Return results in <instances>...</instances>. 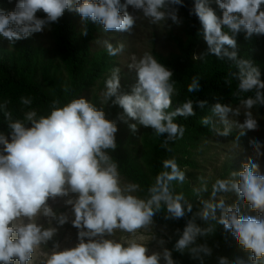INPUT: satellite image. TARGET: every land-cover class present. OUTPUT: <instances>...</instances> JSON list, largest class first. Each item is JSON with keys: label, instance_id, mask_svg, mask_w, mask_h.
<instances>
[{"label": "clouds", "instance_id": "clouds-1", "mask_svg": "<svg viewBox=\"0 0 264 264\" xmlns=\"http://www.w3.org/2000/svg\"><path fill=\"white\" fill-rule=\"evenodd\" d=\"M215 3L222 15H217L210 0H195L189 11L199 19L207 44V51L193 58L203 61L215 55L232 61L238 71H230L224 83L231 86L233 79L237 81L232 96L239 103L235 107L231 103L213 104L201 124L217 137H228L237 130L231 141L236 151L241 137L258 129L252 110L264 105L260 68L252 60L238 57L236 36L241 32L246 39L264 36V0ZM183 6L184 0H17L13 11L0 9V36L14 45L50 29L66 10L80 16L85 36L89 22L102 25L106 32H131L141 16L158 26L169 20L180 25L178 13ZM130 7L139 15L130 13ZM41 10L43 18L37 16ZM103 44L113 57L124 49L123 43L114 46L104 40ZM130 61L127 67L137 75L131 92L121 91L120 68H113L101 103L111 100L123 109L121 119L126 116L151 127L157 137H165L161 147L171 151L169 142L182 138L185 132L175 119L195 116V107L204 108L207 101L186 99L170 110L173 96L179 95L173 71L149 51L139 57L132 54ZM200 90V78L193 76L187 92ZM247 93L251 95L245 96ZM9 103L7 99L0 103L6 122V131H0V264H31L34 254L55 236L57 228L52 222L61 226L69 222L67 214L57 213L49 204L58 197H69L65 204L71 206V223L78 229L79 242L65 248L53 244L42 264H178L173 251H188L202 261L201 253L211 255V249L206 244L197 245V238L213 234L217 225L251 253L247 261L220 257L218 264H264V173L259 164L249 159L242 170L216 179L211 185L212 199L202 200L203 207L187 221L174 248L164 247L165 240L159 239L161 250L150 252L149 242L156 239L152 229L157 214L163 213L165 220H178L193 210L184 193L175 191L174 183L183 184L186 179L175 158L163 160V170L142 197L137 193L144 189L138 183H125L110 155L117 148L118 127L106 118L102 107L84 97L66 103L54 98L46 113L39 114L32 108L33 99L22 96L20 104L27 111L21 120L13 119ZM241 115L243 122L238 119ZM129 127L137 130L136 123ZM249 144L257 157L264 155L259 141L250 140ZM201 181V187L195 189L198 196L208 192L207 181ZM229 193H235L256 214L241 215L238 202L226 203ZM217 209L221 210L219 216ZM197 217L205 227L196 223ZM41 218H47V226ZM117 232L126 235L117 238Z\"/></svg>", "mask_w": 264, "mask_h": 264}, {"label": "trees", "instance_id": "trees-1", "mask_svg": "<svg viewBox=\"0 0 264 264\" xmlns=\"http://www.w3.org/2000/svg\"><path fill=\"white\" fill-rule=\"evenodd\" d=\"M17 0H0V9L6 12ZM123 2V0H122ZM195 0H184V6L179 8L178 15L182 23L180 33L171 34L175 48L168 55H159V61L170 68L173 79L177 82L179 91L178 102L173 106L174 110L186 99H199L207 101L204 108L195 107V116L188 118L177 117L174 122L183 125L185 132L182 138L169 142L171 151L161 147L164 136L157 137L153 131L150 137L145 139L139 131L140 125L137 121L124 116L123 109L112 104L111 100L102 109L106 118L116 122L118 131L116 133L117 148L110 155L119 165L121 175L138 183L146 192L154 181L155 176L163 170L162 162L165 159L175 158L178 166L192 165L189 156L194 147L201 139L212 135L207 126L201 124V119L210 114L211 106L217 102L231 103L234 107L239 101L232 96L237 81L233 79L231 86L224 83V77L230 72L238 69L234 63L227 58L223 60L215 55L207 56L203 61L194 59L207 51V44L203 38V29L199 19L189 11L193 8ZM210 6L217 15H222L215 0H210ZM38 17L43 18V11H38ZM55 32L54 49L55 54L47 56L48 51L36 44L34 37L20 40L13 50L0 49V103L9 100L8 111L13 119H23L27 111L20 104V97L28 96L33 99L32 108L37 109L39 114H45L48 105L54 98L61 99L62 103L73 98L84 97L92 103H99L101 80L104 75L106 61L109 55L106 50L97 47L100 34H113V31H104L103 26L89 22L87 24L88 34L82 35L83 25L80 16L76 12L65 11L58 22L50 25ZM238 57L252 60L261 71V80H264V36L253 35L246 39L245 33L236 36ZM1 48V47H0ZM231 50V49H230ZM193 76L200 78L201 90L198 93H188L187 85ZM69 89L65 93L64 89ZM129 92V91H128ZM245 96L251 93L244 94ZM67 97V99H65ZM95 104L98 108L99 105ZM253 115L264 123V105L254 108ZM137 124V130L133 132L129 125ZM0 131H6V122L3 111H0ZM141 144L147 148L141 157L139 149ZM177 193L183 192L185 197L194 202L187 190L180 183H174ZM201 208L193 203L192 213H187L180 219H164V214L159 213L154 217L155 222L172 221L177 224L179 232L170 239L169 249L172 250L179 235L182 233L186 223L192 219L194 213ZM196 223L205 227L204 221L196 218ZM232 234L226 232L222 225H217L213 234L198 237L196 244H206L211 249V255L201 253L203 260L193 258L185 251L183 254L173 251V259L178 264H212L217 251L227 243Z\"/></svg>", "mask_w": 264, "mask_h": 264}, {"label": "rangeland", "instance_id": "rangeland-1", "mask_svg": "<svg viewBox=\"0 0 264 264\" xmlns=\"http://www.w3.org/2000/svg\"><path fill=\"white\" fill-rule=\"evenodd\" d=\"M17 1L9 9L13 11L15 9ZM129 12L134 15H139V13L133 12L131 7ZM38 14V12H37ZM180 33V25L173 24L170 20L165 25H154L150 24L142 16L137 20L136 26L133 27L131 32H117L113 31V34H100L99 42L97 47L106 50L104 47L103 41L108 40L114 46L119 43L124 44L123 51L117 56H109L106 61V66L104 69V75L102 76L101 84L102 87H98V93L101 94L105 90V81L111 75L113 68H120V85L121 91L130 93L132 87L137 82V75L134 70H130L127 65L131 62L130 57L132 54L141 56L145 51L152 52L156 58L159 60V55H168L174 48L175 45L171 40V34ZM55 32L51 29H46L41 33H35L32 35L36 44H39L46 51H48L47 56L55 54ZM20 40L17 41L14 45H10L9 41L2 36H0V49L3 50H13L15 45H18ZM50 57V56H49ZM129 91V92H128ZM110 101V100H109ZM108 101V103H109ZM178 102L177 96H173L172 108ZM94 104H97L93 101ZM98 105L100 107H105L106 104L101 103V97L99 99ZM172 108L170 110H172ZM206 114L204 111V116ZM243 122V115L238 118ZM258 122V129L255 131H247L246 135L240 139V149L233 150L231 141L235 138L237 130H233V133L228 137H217L214 134L209 135L196 144L192 154L189 156V160L192 161V165H183L180 166V169L183 170L186 174V179L183 184H180L181 187L185 188L189 193L191 199H194V204L198 205L200 208L203 207L202 200L212 199L210 196L211 185L215 182L216 179L228 178L232 171L242 170L244 163H247L249 159L253 162L259 164L260 171L264 173V155L257 157L249 144L250 140H257L261 143L262 148L261 152H264V123L256 118ZM139 131L142 134L143 142L146 143L145 139L150 137L151 133L154 131L151 127H144L140 125ZM139 149V154L142 157L145 150L147 149L145 145L141 144ZM125 183H135L132 180L121 175ZM201 178L207 181L208 192L201 193L200 196L196 194L195 189L201 187L202 181ZM142 188V187H141ZM143 189V188H142ZM137 195L145 196V190L137 193ZM69 197H58L55 200H49V204L52 206L54 211L57 213H64L69 216V222L64 225H59L56 221L52 222V226L57 228V232L52 240L48 242L47 245H42L36 254H34L33 261L31 264H42L43 260L46 258L45 254L50 252V248L55 243H59L61 248L73 247L75 246L78 240V229L75 228L71 219L72 210L70 205L65 204V200ZM74 198V194L73 197ZM226 203L232 204L238 202L240 204V214L241 215H255L256 213L251 210V208L245 204L242 200H239L235 193H229L225 196ZM214 203L216 201H213ZM221 214V210L217 209V216ZM41 223L47 226V218H41ZM178 226L172 221L166 222H155L153 226V233L156 236L155 240L149 242V250L151 251H160L161 247L158 244L159 239H164V247L169 249L170 239L173 238L178 232ZM121 235H126L123 233L117 232V238ZM145 235L150 236L151 233ZM251 255L250 251H245L231 235L227 243L224 244L216 253L213 263L218 264L220 257H227L229 260H234L237 257L243 258L245 261L249 259ZM163 264V262H162Z\"/></svg>", "mask_w": 264, "mask_h": 264}]
</instances>
